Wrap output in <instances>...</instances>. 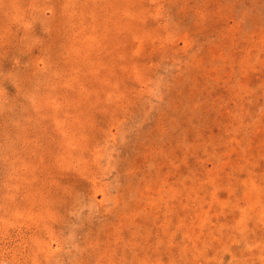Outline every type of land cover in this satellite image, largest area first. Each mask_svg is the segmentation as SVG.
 I'll return each mask as SVG.
<instances>
[{
  "label": "rangeland",
  "instance_id": "1",
  "mask_svg": "<svg viewBox=\"0 0 264 264\" xmlns=\"http://www.w3.org/2000/svg\"><path fill=\"white\" fill-rule=\"evenodd\" d=\"M0 264H264V0H0Z\"/></svg>",
  "mask_w": 264,
  "mask_h": 264
}]
</instances>
